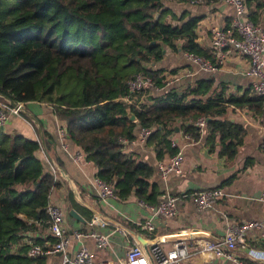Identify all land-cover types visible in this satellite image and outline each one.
<instances>
[{"label": "trees", "instance_id": "16d2710c", "mask_svg": "<svg viewBox=\"0 0 264 264\" xmlns=\"http://www.w3.org/2000/svg\"><path fill=\"white\" fill-rule=\"evenodd\" d=\"M166 1L171 0H0V100L50 105L67 137L97 168L96 176L114 187L119 201L134 197L154 204L161 194L150 182L154 166L121 142L136 139L137 129H151L145 143L153 145L160 161L176 153L175 134L201 139L193 122L204 117L209 119L204 143L230 159L243 128L225 117L229 105L262 114L264 98L251 90L225 95L223 88L211 91L208 81L183 90L171 85L155 96L150 90L130 94L128 82L138 73L149 75L155 88L164 86V70L151 64L162 60L166 48L208 58L196 41L200 18L177 16ZM243 1L247 18L258 24L264 0ZM141 94L149 101L141 109L123 100L137 102ZM39 149L37 141L0 127V264H45L47 257H27L21 245L26 232L37 234L32 241L42 244L49 195L58 186L44 171ZM72 207L89 218L76 203Z\"/></svg>", "mask_w": 264, "mask_h": 264}, {"label": "crops", "instance_id": "0c3cea01", "mask_svg": "<svg viewBox=\"0 0 264 264\" xmlns=\"http://www.w3.org/2000/svg\"><path fill=\"white\" fill-rule=\"evenodd\" d=\"M164 5L177 16L187 13L192 17L200 18L195 29L197 43L206 51L208 60L214 62L220 53L225 55V59L214 72L205 73L187 61L184 52L180 49L171 51L166 48L162 60L151 64L153 69H163L165 77L173 71L171 76L177 75L178 80L172 85L181 90L188 85H195L197 81H208L211 84V91L223 88L225 95L241 96L247 91L250 92L251 78L245 73L248 68L247 57L230 48H225L219 53L211 45L212 30H226L229 27L235 15L234 7L225 0L209 3L171 0L166 1ZM245 14L247 17V8ZM257 23L264 27V6L259 12ZM159 92L156 89L149 91L152 96ZM260 113L247 105L242 107L229 105L225 117L243 128L241 145L230 159L219 155L217 147L210 150L204 143L205 134L195 142H188L179 133L175 134L174 140L182 151V172L179 175H169L166 179H162L157 171L158 161L153 145L146 143L127 145L125 150L134 152L140 160L155 168L150 182L161 192L155 202L166 194L180 196L209 188H219L223 193L212 207L203 210L198 209L190 198L179 197L176 202L177 214L172 218L157 217L153 222L152 234L137 227L138 222H143L149 216L148 210L139 205L140 200L131 197L126 201L109 199L107 204L99 201L92 184L97 168L84 157L74 161L73 155L81 150L67 137V134L62 141L60 140L58 129L64 127L50 105L36 101L23 102L20 113L10 116L3 130L9 134H21L39 143L37 156L43 163L44 171L53 174L58 182V186L50 192L49 202L64 210V226L68 230H78L83 229L87 221L92 218L106 221V226H94V229L109 236L116 256L122 258L128 245L141 244L140 237L147 241V246L144 248L156 242L162 249L168 250L173 242L161 241L160 237L181 233L190 236L185 240H212L221 237L226 228L232 224L245 220L264 221V154L260 148L264 138V118ZM139 130L135 131L136 136ZM167 159L168 157H165L163 161ZM73 203L88 211L89 218L86 219L83 213L75 210L72 207ZM70 209H73L85 222L70 217L68 214ZM117 228L119 231H115ZM45 235L47 231L42 233V236ZM83 244L95 254V264L98 261L115 260L110 250H97L91 240L86 239ZM78 247V242H71L67 248V256H73ZM249 248L255 250L252 258L248 254ZM262 251L264 252V239H256L255 233L250 232L247 247L239 248L234 255L242 264H248L254 259L264 264ZM61 262L62 254H57L48 256L45 264H61ZM181 264L236 263L216 257L210 252H204L185 259Z\"/></svg>", "mask_w": 264, "mask_h": 264}, {"label": "built area", "instance_id": "2783aa9c", "mask_svg": "<svg viewBox=\"0 0 264 264\" xmlns=\"http://www.w3.org/2000/svg\"><path fill=\"white\" fill-rule=\"evenodd\" d=\"M225 2L234 7L235 15L226 30H212L211 45L219 53L225 48H230L232 51L247 57L248 68L245 73L251 78L250 90L253 94L264 98V27L246 17V7L243 0H225ZM184 57L199 71L205 73L214 72L225 59V55L222 53L214 62L193 53H184ZM176 80H178L177 75L171 76L169 73L164 79V86L155 88L149 75L138 73L129 80L128 89L130 94L134 95L145 90L156 89L162 91L170 87ZM138 99L137 102H133L127 97L123 98L124 101L138 109H141L142 104L147 105L149 103L144 94H141ZM22 103L20 102L13 106L7 100H0V127L3 128L10 116L20 113ZM262 117L264 118V104ZM193 124L199 128L201 136L206 134V119L204 117L196 119ZM150 133L151 129L143 128L139 130L136 139L131 142L126 140H121V142L132 145L145 143ZM58 135L62 141L66 131L63 128H59ZM182 138L188 142H195L189 136ZM171 146L177 148L176 153L168 157L166 161L160 160L156 164L157 171L162 179H166L169 175H179L182 172L181 148L175 140L171 143ZM260 148L264 154V138L260 143ZM83 157L82 151H78L73 155L74 161H79ZM92 184L101 203L107 204L109 199H117L115 189L111 184L106 183L97 176L93 177ZM221 196H223L221 189L209 188L180 196L166 194L154 204L139 201V205L148 210L149 216L143 222H138L137 227L148 234H152L154 232L153 222L157 217L172 218L177 214L176 202L179 197L190 198L198 209L203 210L212 207ZM46 213L48 215L47 235L42 236L44 239L42 244L32 241L33 237L38 236L37 234L26 232L22 238L21 245L27 247V257H48L62 254L61 264H95V254L83 244L86 239L91 240L97 250L107 249L115 256V260L112 262L98 261L97 264H181L185 259L204 252H210L216 257L231 260L236 264H242L236 259L234 252L239 248L247 247L249 233L254 232L256 239H264V221L245 220L228 226L224 234L219 238L173 242L172 247L168 250L162 249L159 243L156 242L152 243L148 248H144L139 243H134L126 247L124 256L121 258L116 256L115 250L110 244L109 236L94 229V226H106V221L92 218L87 221L83 229L68 230L64 226L65 212L61 207L48 202ZM115 231H119V228L115 229ZM47 238L52 239V241L50 242ZM73 241L78 242L79 247L74 255L69 257L66 252ZM17 247L18 245L13 246L12 251H16ZM254 252L255 250L248 249V254L251 258L254 256ZM261 253L264 254L263 251ZM248 264L262 263L260 260L254 259Z\"/></svg>", "mask_w": 264, "mask_h": 264}, {"label": "water", "instance_id": "95a60500", "mask_svg": "<svg viewBox=\"0 0 264 264\" xmlns=\"http://www.w3.org/2000/svg\"><path fill=\"white\" fill-rule=\"evenodd\" d=\"M156 17H158V14H156ZM163 52L165 53V50H163ZM16 104H13V106H15ZM131 119H133V117L131 116ZM209 119H206V122H208ZM2 128V127H1ZM176 131H178V129L176 128ZM68 214L70 217L78 220V221H81V222H85L84 219H82L73 209H70L68 211ZM193 235V234H191ZM190 236L189 235H183L181 233H177V234H170V235H165V236H162L160 237L159 239L161 241H169V242H180V241H183L187 238H189ZM141 244L143 245V247H146L147 246V241L145 239H143L142 237L139 238Z\"/></svg>", "mask_w": 264, "mask_h": 264}]
</instances>
